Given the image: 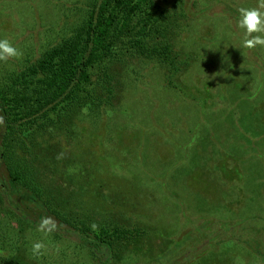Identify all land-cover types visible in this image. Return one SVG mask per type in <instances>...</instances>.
<instances>
[{
	"label": "rangeland",
	"instance_id": "1",
	"mask_svg": "<svg viewBox=\"0 0 264 264\" xmlns=\"http://www.w3.org/2000/svg\"><path fill=\"white\" fill-rule=\"evenodd\" d=\"M97 1L0 0V39L21 53L0 61V81L68 36ZM159 1L181 21L172 42L188 66L171 79L185 95L168 86L167 67L132 57L113 66L115 95L100 120L84 109L41 140L8 134L0 111V184L10 167L59 213L155 230L116 248L118 264H264V48L233 46L243 35L237 9L258 0ZM8 194L0 189V243L23 236L8 253L16 261L103 264L76 237L57 241L24 222L17 208L31 216L29 203Z\"/></svg>",
	"mask_w": 264,
	"mask_h": 264
},
{
	"label": "trees",
	"instance_id": "2",
	"mask_svg": "<svg viewBox=\"0 0 264 264\" xmlns=\"http://www.w3.org/2000/svg\"><path fill=\"white\" fill-rule=\"evenodd\" d=\"M169 11L170 7L159 0H98L89 9L86 20L68 36L47 48L37 59L29 61L20 73L0 81V111L5 131L24 137L39 131L43 140L47 133L57 131L58 126L67 130L66 124L75 123L74 119L84 109L90 108L96 114V121L102 119L115 95L111 75L113 66L132 57L167 67L170 73L168 86L185 95L183 87L171 79L188 63L180 60V52L172 42L181 21L174 19L173 15L171 17ZM194 91L200 92L196 88ZM188 99L196 103L198 95ZM24 142L27 144V141ZM242 143L245 144V141ZM14 173L9 167L8 184H0L4 197H9L11 192L22 203L28 202L27 213L32 216L35 211H41L36 213L40 221V216L51 217L57 225L51 233L56 240L62 238L63 233L76 237L90 251L92 259L103 264L121 263L123 257L116 248L129 246L147 236L144 228H130L117 222L99 223L93 216L82 219L59 213V210L44 203L36 192L18 182L17 172ZM17 210L24 222L38 226V221L35 224L31 216ZM19 236L12 245L5 240L7 244L0 243V264H36L18 262L15 255L8 254L19 248L20 242L24 243L23 236ZM3 237L0 236L2 242ZM111 259L114 261L111 262ZM65 260L66 257L63 264Z\"/></svg>",
	"mask_w": 264,
	"mask_h": 264
},
{
	"label": "clouds",
	"instance_id": "3",
	"mask_svg": "<svg viewBox=\"0 0 264 264\" xmlns=\"http://www.w3.org/2000/svg\"><path fill=\"white\" fill-rule=\"evenodd\" d=\"M236 27L242 31V38L237 48H264V0H258L255 7H240L237 9ZM255 34V35H254ZM21 53L7 38L0 39V61L19 57ZM56 222L51 217H44L37 226V231L48 235L56 230ZM45 248L42 241L32 244V252L40 254Z\"/></svg>",
	"mask_w": 264,
	"mask_h": 264
},
{
	"label": "crops",
	"instance_id": "4",
	"mask_svg": "<svg viewBox=\"0 0 264 264\" xmlns=\"http://www.w3.org/2000/svg\"><path fill=\"white\" fill-rule=\"evenodd\" d=\"M145 230L147 231V236L146 237H149V238L154 237V236H152V234L154 233L155 230H151L150 228H147Z\"/></svg>",
	"mask_w": 264,
	"mask_h": 264
}]
</instances>
